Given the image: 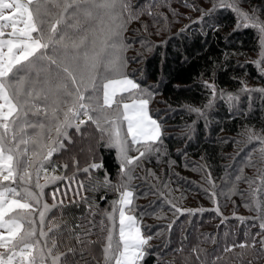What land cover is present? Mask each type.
Here are the masks:
<instances>
[{"label":"trees","instance_id":"trees-1","mask_svg":"<svg viewBox=\"0 0 264 264\" xmlns=\"http://www.w3.org/2000/svg\"><path fill=\"white\" fill-rule=\"evenodd\" d=\"M129 2L142 14L127 21L134 35L127 39L134 44L131 40L140 38L137 45L148 40L138 59L143 63L141 77L158 87V106L149 101V111L160 124L163 143L160 153L142 158L131 173V212L144 235L151 237L140 264H264L262 236L256 235L261 233L260 213L246 206L254 203L249 193L260 185L257 181L250 188L244 180H256L257 169L264 167L260 152L264 145L249 138L250 132L264 137V93L240 91L242 84L264 88V76L252 63L259 53L257 32L238 28L236 15L226 8L204 15L212 7L211 0ZM242 6L264 9V0H246ZM260 15L264 19V11ZM150 48L153 51L147 54ZM206 81L215 83L217 92H239L240 99L232 105L217 98L205 115H197L191 109H204L211 95ZM79 128L70 127L63 147L54 152L52 164L45 163L38 180L36 169H29L32 178L27 186L39 193L36 184L43 185L41 204L49 205L44 224L37 213L33 227L37 233L56 230L54 252H66L69 246L79 249L75 236L91 229L88 239L100 243L90 245L83 259L79 255L73 259L79 264H103L101 247L113 224L105 214L112 212L119 192L102 182L107 176L112 184L119 183L120 161L116 149L105 147L94 124ZM130 146L129 155L137 156L134 149L139 145ZM73 157L81 169L90 163L102 167L76 171ZM53 176L62 179L53 181ZM90 206L95 215L89 214ZM115 224L118 232V213ZM232 245L236 247L225 251Z\"/></svg>","mask_w":264,"mask_h":264},{"label":"snow or ice","instance_id":"snow-or-ice-1","mask_svg":"<svg viewBox=\"0 0 264 264\" xmlns=\"http://www.w3.org/2000/svg\"><path fill=\"white\" fill-rule=\"evenodd\" d=\"M245 2L211 0L212 7L204 15L226 8L236 15L238 28L257 32L259 53L252 63L264 76V19L260 15L264 9L253 6L247 10L242 6ZM141 14L133 10L129 0H0V264H79L73 258L79 255L83 259L90 245L100 243L88 239L92 232L85 229L75 236L79 249L69 246L66 252H54L58 249L56 230L41 229L37 233L33 227L36 214L43 225L49 210V205L40 200L43 185L36 184L39 193L27 186L32 178L29 169H36L38 180L45 163L52 164L54 152L63 147L67 129L75 126L79 131V125L87 122L100 131L105 147L116 149L120 161L119 183L112 184L107 176L102 182L119 192L118 199L112 201V212L105 214L113 224L101 247L103 264H138L143 260L151 237L142 233L137 217L128 214L134 196L128 182L134 166H139L142 158L160 153L163 143L160 124L148 112L151 93L125 73L127 45L122 33L127 21ZM205 87L211 95L204 109H191L197 115H205L217 98L232 105L240 99L239 92H217L215 83L206 81ZM240 91L264 93V88L251 89L242 84ZM125 94L131 103L123 102ZM125 121L126 131L122 134L121 124ZM249 138L264 145L262 136L250 132ZM28 145H32L31 155ZM130 145H139L134 149L137 156L129 155L133 150ZM260 152L264 156V146ZM72 164L76 171L86 173L90 168L102 167L90 163L81 169L74 157ZM62 167L67 169L68 164ZM257 171L256 180L244 178L250 188L257 181L260 185L249 193L254 203L246 206L260 213L261 233L256 235L262 236L264 250V167ZM56 179L62 177H51ZM89 214L95 215L91 206ZM100 224L104 230L103 220ZM234 247H226L225 251Z\"/></svg>","mask_w":264,"mask_h":264},{"label":"rangeland","instance_id":"rangeland-1","mask_svg":"<svg viewBox=\"0 0 264 264\" xmlns=\"http://www.w3.org/2000/svg\"><path fill=\"white\" fill-rule=\"evenodd\" d=\"M5 31L7 32L9 30H5ZM128 35L134 36L131 33V28L126 24L125 30L122 33V38H123L125 44L127 45V47L124 50V57H125V59L127 61L126 68H125V73L129 76V78L133 79L136 83H138L141 86V89L146 90L145 88L148 87L151 90L152 95H154V97L151 96V99H150L151 105L157 107L158 105L155 102L157 101V97H158V94L156 93V89H158V87H157V85L151 84L150 81L148 80V78H146L145 76L141 77L143 75V72H142L143 63L141 62V60L138 59V57L140 55L144 54L143 53L144 52L143 47L146 45L148 40L147 39H142L143 40V41L141 40L142 44L137 45L136 42H137V40H140V38H137L136 40L132 39L131 41L134 42V44H130V42L128 41L129 39H127ZM5 38H7V37H5ZM148 51L149 52L147 54H151L153 49L150 48V49H148ZM137 92H139V90H137ZM127 95L128 94H125L126 98L123 100V102L124 103H131V99L127 98ZM145 97H147V96L145 95ZM117 99L119 100V95L117 96ZM151 105H150V102H149V105H148L149 115H151L150 111H149L150 108H151L150 107ZM69 129L70 128H68L67 131ZM125 131H126V121L121 124V132H122V134ZM26 132L31 133L32 130L31 129H26ZM52 139H55V136H52ZM130 139L131 138L128 137L129 141H130ZM49 143H51V141H49ZM28 147L30 149L29 155H31L32 145H28ZM58 149H60V147H58ZM34 169L35 168H33V170ZM119 181H120V178H119ZM133 182L134 181L130 180L128 182V185L132 187L133 184H134ZM129 190L133 191L131 188H129ZM133 193H134V191H133ZM128 214L135 215L133 212H129ZM138 226L140 227L142 233L144 234L142 224L138 222ZM145 248H146V246H145ZM145 252H146V249H145ZM140 263H141V261L138 262V264H140Z\"/></svg>","mask_w":264,"mask_h":264}]
</instances>
